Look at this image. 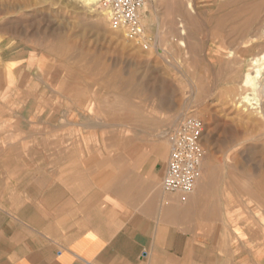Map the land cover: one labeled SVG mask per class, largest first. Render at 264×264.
Wrapping results in <instances>:
<instances>
[{"label": "rangeland", "instance_id": "374dc122", "mask_svg": "<svg viewBox=\"0 0 264 264\" xmlns=\"http://www.w3.org/2000/svg\"><path fill=\"white\" fill-rule=\"evenodd\" d=\"M190 1L144 0V48L110 27L104 0H0L1 216L84 211L101 170H161V185L168 132L195 116L205 153L187 199L205 184L264 263V120L229 91L264 53V0Z\"/></svg>", "mask_w": 264, "mask_h": 264}, {"label": "crops", "instance_id": "0c3cea01", "mask_svg": "<svg viewBox=\"0 0 264 264\" xmlns=\"http://www.w3.org/2000/svg\"><path fill=\"white\" fill-rule=\"evenodd\" d=\"M101 171L84 211L0 215V264H255L205 184L181 201L161 188V170Z\"/></svg>", "mask_w": 264, "mask_h": 264}, {"label": "built area", "instance_id": "2783aa9c", "mask_svg": "<svg viewBox=\"0 0 264 264\" xmlns=\"http://www.w3.org/2000/svg\"><path fill=\"white\" fill-rule=\"evenodd\" d=\"M104 4L110 27L147 48L149 42L140 14L144 0H104ZM204 129L201 119L186 116L168 132L170 151L161 188L179 194L181 201L193 192L199 177V165L205 153L201 143Z\"/></svg>", "mask_w": 264, "mask_h": 264}, {"label": "bare ground", "instance_id": "6f19581e", "mask_svg": "<svg viewBox=\"0 0 264 264\" xmlns=\"http://www.w3.org/2000/svg\"><path fill=\"white\" fill-rule=\"evenodd\" d=\"M82 1L85 4L93 5L100 0ZM170 5L172 7L174 3L171 2ZM186 8L192 10V3L190 0H186ZM171 10L174 11L173 8ZM180 43L184 44L182 40ZM240 84V90L235 87H231L229 90L235 98L233 102L234 107L239 112H242V114L244 112V115L248 117V119L255 116L264 120V53L250 58L249 68L247 72L243 74Z\"/></svg>", "mask_w": 264, "mask_h": 264}]
</instances>
